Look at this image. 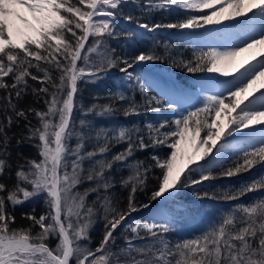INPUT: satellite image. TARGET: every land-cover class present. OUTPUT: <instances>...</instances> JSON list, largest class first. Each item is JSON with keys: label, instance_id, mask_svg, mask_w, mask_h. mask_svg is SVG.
Listing matches in <instances>:
<instances>
[{"label": "snow or ice", "instance_id": "6c2138e0", "mask_svg": "<svg viewBox=\"0 0 264 264\" xmlns=\"http://www.w3.org/2000/svg\"><path fill=\"white\" fill-rule=\"evenodd\" d=\"M137 2L0 0V264H264V195L233 205L197 237L172 244L164 236L184 211L170 203L175 193L213 179V165L223 167V161L239 157L233 167L221 173L227 177L249 171L257 164L264 167V91L252 88L264 77V51L259 52V60L254 55V62L241 64L233 80L222 84L227 97L207 94L202 87L203 106L172 121L165 118L142 127L97 126L88 119V114L109 118L118 112L127 118L139 115L141 108L159 113L162 103L178 111L176 98L184 94L181 85L169 82L161 87L159 97L163 99L150 96L148 83L130 69L167 60L188 73L207 71L228 76L229 66L240 53L264 49V0H146L141 5L143 21L124 16V20L149 33L160 28L197 29L219 24L221 19L246 17L238 21L237 32H216L211 39L219 43L208 45L207 50L194 48L190 59L168 54L167 43L163 56L153 50L115 54L108 46L109 38L136 34L132 29L116 31L118 12L126 4ZM204 10L210 11L204 14ZM155 11L167 13L174 22L149 21L147 17ZM113 68L124 74L127 90L114 91L105 104L81 105L77 127L73 114L78 82L102 79ZM260 87L264 88V82ZM29 89L43 100L45 110L19 107ZM137 91L143 104L135 99ZM29 113L39 121L38 126H30V121L26 125L27 139L38 140L35 147L39 159L28 160L26 169L18 165L14 181L9 184L13 170L8 129L20 119L28 120ZM235 133L240 134L238 141ZM73 137L76 143L71 146ZM119 144L126 147L109 157L111 149ZM165 145L171 149L170 154L163 159L153 156L154 164L131 159L137 150ZM117 165L128 170L119 182L128 189L126 209L119 208V201L112 195L115 183L110 172ZM153 168H159L160 174L148 189ZM196 171L198 179L193 175ZM85 181L89 186L78 191L77 186ZM138 191L150 193L147 203L137 205ZM258 191H264V174L239 188L225 189L220 195L200 190L193 194L197 199L232 201ZM90 194L96 196L91 203ZM40 195L44 196L47 211L39 217L24 213L23 218L31 222L29 226L13 227L16 206ZM153 202L160 207L152 222L128 223L132 213L151 208ZM98 219L103 220L104 230L93 249L90 231ZM118 238L123 239L122 245L117 244ZM50 239L56 240L55 246H50Z\"/></svg>", "mask_w": 264, "mask_h": 264}, {"label": "trees", "instance_id": "16d2710c", "mask_svg": "<svg viewBox=\"0 0 264 264\" xmlns=\"http://www.w3.org/2000/svg\"><path fill=\"white\" fill-rule=\"evenodd\" d=\"M142 4L146 2V0H141ZM125 15H132V11L126 12V13H118L117 18L119 20L124 19ZM163 18V17H162ZM141 21H143V18H139ZM157 23L163 22V23H170L174 20L170 19H161V20H154ZM119 22V21H118ZM121 29H132L133 28L129 25L124 27L121 22H119ZM125 41V40H124ZM119 40V44L115 43L114 39L109 38L108 39V46L111 49L115 50V54L117 56H124L125 54L130 53V51L125 52V47H128V43L126 41ZM92 42V38H89V41L87 42L89 45ZM168 50L174 49L175 45H171L168 43ZM150 50L155 51L159 55H165V47H160L158 45H154L153 43L150 44L148 47ZM147 50L145 47L140 48L138 51L134 50L135 52L145 51ZM149 50V51H150ZM133 51V52H134ZM172 52L168 51V54L171 55ZM187 51L185 52V55H187ZM184 55L183 58L186 56ZM189 57V56H188ZM186 57L185 59H187ZM160 64L169 63L170 61H156ZM80 64H83V61L78 62ZM174 67V66H173ZM175 71L179 76H185V74H195L203 71H198L195 73H188L186 70L180 67H174ZM33 72L35 73V69H33ZM42 75V74H40ZM29 83L34 86H39L36 81L29 80ZM79 83V91L76 94V110L74 111V119L77 123V127H79V120L82 117V112L80 110V106L83 105L85 107L91 106L92 104H105L108 103V98L111 93H113L116 90H127L128 83L124 78V75L121 74L119 71V68H113L107 72L106 75H103L102 79L95 80V81H80ZM0 95H3L2 90H0ZM149 95H155V92L153 89L150 88ZM135 99L138 103L143 104V101L141 100V96L139 92L137 91L135 94ZM162 105V104H161ZM159 105V106H161ZM156 106V105H154ZM19 107L22 109H27L29 107L35 108L37 110H45V105L42 99L38 100L36 97H34L31 93V90L23 96V98L19 101ZM151 114H153L152 111H146L143 108L140 110L139 115L129 116L125 117L122 112H118L115 116L109 117V118H100V117H93L92 114H88V119L94 120V123L97 126H111L112 124H121V125H132L136 124L137 126H143L145 123H147L148 118H150ZM2 118V117H0ZM29 121L31 122L30 126H38L39 121L38 118H36L33 114L29 113V119L23 120L20 119L19 123H13L10 129H8V136L10 138L8 150L10 153V159L9 162L12 166V174L11 178H8L7 182L9 184L13 183L14 181V173L15 169L18 165H25L26 169V162L28 160L39 159L37 148L35 147V144L38 143V140L33 139L29 141L27 139L29 132L28 127L26 125H29ZM155 121V119H154ZM156 123V121H155ZM20 140L21 143H17V141ZM71 146H74L76 143V139L73 137L69 141ZM126 147L125 144H119L115 145L111 152L109 153V157L111 155L122 151ZM168 147L165 146H158V147H149L144 150H137L132 160H139L145 162V164H154L155 161L152 160L153 156L163 157L166 156L168 152ZM88 150H91V145H89ZM239 157L232 156L230 159L223 162V167L218 166L219 170L215 171L213 174V179L211 181H204L202 185L197 186L196 188H193L195 192L197 190H200L202 192H208L210 195L212 193H217V195H220L223 190L228 188H239L241 184H245L250 182L253 178L258 177L262 174H264V171H261L259 173H255L256 175L250 176L246 172H241L238 175H234L232 177H225L221 175L222 172L226 171L229 167H233ZM242 162V161H241ZM89 165L87 162H85L84 167L87 168ZM111 176L113 177L115 187L113 188L112 195L115 197L117 201H119L118 207L121 209H126L127 206V196H128V189H125L121 187L120 180L122 177H126L128 175V170L124 168L122 165L114 166V168L110 172ZM160 174L159 168H153L151 169L148 177V189H151L156 184V178ZM195 178H199L196 174H193ZM3 179V178H0ZM89 186V182L85 181L83 184L77 186V190L80 192H83L85 188ZM30 188V186H29ZM182 190L190 189V188H181ZM150 194V193H148ZM148 194H146L144 191H138L136 193V203L137 205L147 203L148 200ZM264 195V191H258V192H251L247 195L241 197L239 200H232V201H226L223 199H213L208 198L210 202L214 203L215 207L212 212V214L205 218V216L202 218L200 223H194L191 224L189 227L187 223L189 221H185L182 219H178L176 223L170 224V230L164 234L165 239L170 241L172 244H175L178 241H182L184 239H191L194 237L199 236L202 232L207 230L209 225L213 222H215L219 216L228 211L233 207L235 204L239 203H247L251 201L254 197ZM207 198V197H206ZM96 199L95 194H90L88 197V202L91 203L92 200ZM34 210V211H33ZM47 211V205L44 202V196L40 195L38 197H33L27 201H25L23 204L17 205L14 211V215L16 217L15 223L13 224V227L17 228H27L29 224L31 223L29 220H26L23 218L24 213H31L35 216L39 217L41 214H44ZM184 216V214H182ZM181 215V216H182ZM185 217V216H184ZM186 218V217H185ZM193 216H187V219H192ZM186 224V225H185ZM182 228V229H181ZM104 230V222L102 219H98L97 222L93 225L90 236H91V245L93 249L99 244L100 240L102 239ZM145 241H135V243H144ZM50 246H55L56 240L50 239L48 241ZM84 243H87L85 241ZM117 244L122 245L123 239L118 238ZM74 264V262H73Z\"/></svg>", "mask_w": 264, "mask_h": 264}, {"label": "rangeland", "instance_id": "374dc122", "mask_svg": "<svg viewBox=\"0 0 264 264\" xmlns=\"http://www.w3.org/2000/svg\"><path fill=\"white\" fill-rule=\"evenodd\" d=\"M141 5H142L141 0H138L137 3H128L121 10H119L118 13H126L129 11H132L134 17L144 19V15H143L144 9L141 7ZM147 19L149 21H153L155 19L156 20H161V19L174 20V18L169 17L167 13L160 12V11L152 12L147 17ZM118 21L121 22L124 27L130 25L136 33L134 36H125L123 34H120L115 37H112L115 43L119 44L120 43L119 40L121 39L123 41L125 40L126 43L129 44L128 47H125V52L130 51V53L128 54H131L134 50L138 51L140 48H143V47L147 49L144 52H148L150 50L148 47L150 46L151 43H153L154 45H158L160 47L162 46L165 47V43L167 44L170 43L171 45H175L173 51L172 50L171 51L168 50V51L172 52L171 55L176 58L184 57L185 52L187 51L188 53L185 56L186 57L189 56L187 59H190L192 57L194 48H196L197 50H199L200 48H204V50H207V46L197 44V43H194V45H192L193 47H189L188 45H186L185 42L183 43H185L186 46L182 43L175 42V40L174 42H170L168 39L170 38L171 35L176 34L178 29L160 28V29L154 30L153 32L149 33V32H146L144 29L138 28L136 24L134 23L130 24L128 21L124 19L119 20L118 18H116V21H115L116 31L118 33L121 32V30H123L121 29V27H119L120 23ZM183 36H184L183 39L188 41L189 37L186 34ZM143 66L149 67L150 69H153L155 66H158L161 71L163 70L171 71L173 74L172 76L175 80L174 82L181 85L184 89V94L176 98L177 103L180 105V108L178 111L173 112L172 110L167 109L162 103V105L159 106L161 108V111L159 113L153 112L150 118H148L147 123L148 122L155 123V121L156 123H158L165 118L168 121H172L176 118H179L180 115L186 114L187 111L194 110L195 107L203 106L202 103H200V101H202L203 99V96L199 94L198 98H194V96H196V94H198V92L200 91L199 90L200 88L198 86L196 87L194 81L197 80L198 74H204L206 71L195 73V74H185V76H179L177 72L175 71L172 64H169V63L167 64L165 62L163 64H160L156 61L146 62L140 65H136L132 69H130V71H132L134 74L142 77L143 80L148 83L150 88L154 90L158 98H161V99H163L162 97H159V92H160L161 87L159 88L155 85L156 75L150 72L149 70L143 69ZM222 94L225 97H227L228 95L227 92H223ZM225 102L227 103V99L225 100ZM201 119H203V115L201 116ZM172 128L174 129L175 125H172ZM203 135L204 133L202 132L201 136ZM165 147L167 146L165 145ZM170 152H171V149L169 148L166 155L170 154ZM164 157L165 156L160 157V158L163 159ZM199 163L203 164L204 161H200ZM218 166L219 165H213L211 169L212 176L215 171L219 170ZM261 171H264V167H262L260 164H257L253 169L247 171L246 173L250 176H253V174L255 176L257 173ZM194 174H196L199 177L198 171L194 172ZM211 180L212 179L207 180V181H211ZM194 192L195 190H193V188L185 189V190L180 189L177 193H175L174 200L170 202L174 206H181L183 208L184 211L182 212V214H184L186 218L181 214L182 216H180V219L189 221L187 223L189 227L191 226V224L200 223V221L202 220L204 216L205 218L207 216L209 217L212 214L214 207H215L214 203L213 202L211 203L208 198L197 199V197L193 194ZM159 207H160L159 205L153 202L151 208L141 209L140 211L132 213L130 218L128 219V223H131L132 221L152 222V217L157 213ZM191 215L193 216V218L187 219V216H191ZM156 222L160 223L161 221L157 220Z\"/></svg>", "mask_w": 264, "mask_h": 264}, {"label": "bare ground", "instance_id": "6f19581e", "mask_svg": "<svg viewBox=\"0 0 264 264\" xmlns=\"http://www.w3.org/2000/svg\"><path fill=\"white\" fill-rule=\"evenodd\" d=\"M210 10H204V14H207ZM193 14H201L199 12H194ZM252 13H248L247 16H251ZM246 17H238L235 20H224L221 19V22L219 24H208L204 25L202 28L197 29H184V30H177L176 34H173L168 39L170 42H179L185 45H188L189 47H193L194 43L201 44L204 46H208L210 44H216L219 43L218 41H214L211 39V37L216 32H225V31H232L237 32L239 29V20H245ZM174 22V21H173ZM187 35L188 41L184 40L183 35ZM185 42V43H183ZM238 42V41H237ZM183 45V46H184ZM185 45V46H186ZM264 51V49H254L249 52H243L240 53L239 56L236 57L235 61L232 63V65L229 66L228 71L229 75L224 76L220 73H209L205 72L204 74H198L197 80L194 81L196 87L198 86L200 91L194 98H198V95L200 94L203 96L205 92L201 91V88L206 90L207 94H217V93H223L225 92L222 88V84L224 82H230L233 80V77L237 74L236 70L240 68L241 64H244L245 61L248 62H254L253 56L255 55L256 60L260 59L259 52ZM246 66V65H245ZM143 69L149 70L153 74L156 75L155 77V85L159 88L163 87L164 85L168 84L169 82H174L173 74L169 70H163L161 71L158 66H155L153 69H150L149 67L143 66ZM264 82V77H261L257 80L256 84L252 86L253 89H257L259 91H264V88H261V83ZM252 89H250L251 91ZM253 95H258V92H254ZM251 99V97H249ZM229 100H227V103ZM235 115V113H233ZM212 116H214V113H212ZM223 120V117L221 118ZM244 132H249L250 129L243 130ZM236 141L239 140V133L234 134ZM229 142H234L233 137H228Z\"/></svg>", "mask_w": 264, "mask_h": 264}]
</instances>
